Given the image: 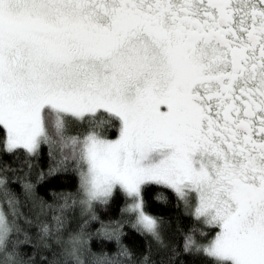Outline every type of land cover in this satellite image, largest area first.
Listing matches in <instances>:
<instances>
[{"label": "snow or ice", "instance_id": "obj_1", "mask_svg": "<svg viewBox=\"0 0 264 264\" xmlns=\"http://www.w3.org/2000/svg\"><path fill=\"white\" fill-rule=\"evenodd\" d=\"M57 173L75 188L41 195ZM151 184L178 211H150ZM184 254L264 264V0H0V264Z\"/></svg>", "mask_w": 264, "mask_h": 264}, {"label": "trees", "instance_id": "obj_2", "mask_svg": "<svg viewBox=\"0 0 264 264\" xmlns=\"http://www.w3.org/2000/svg\"><path fill=\"white\" fill-rule=\"evenodd\" d=\"M46 151L47 149L45 148L41 157L38 158L40 167H44V168L47 167ZM4 159L10 160L11 157L4 156ZM76 183H77V177L75 173H57L51 176H47L45 180L40 181L37 184V191L41 195H48V198H50V194H48L46 191L48 188H52V187H55L57 189L61 187L75 188ZM157 192H164L168 196V202L165 203L162 200H157L155 198V194ZM146 198L148 199L149 210L152 212H156L160 215L167 216L169 213L178 211V209H176L174 206L175 205L174 197L172 196L171 192L164 186H159L155 184L149 185L146 189ZM124 202H125V198L123 193L116 192L114 194L113 199L109 202L107 206L97 207L96 211L100 215L101 219L115 218L117 215H119L120 205L123 204ZM180 219L183 226L187 228L190 224L191 218L185 215H181ZM91 226L94 229L98 227V223L96 221H92ZM143 239L144 237L141 234L137 233L133 228H131L130 226L125 227V233L122 237V240L124 243L128 244L134 250H139L137 248L138 243L142 247ZM91 245L94 250H99L101 247L112 250L114 249L115 242L112 240H108L104 236H93L91 238ZM23 247L30 250L31 246L23 245ZM184 259L185 261L188 262V264H201V260L203 259V257L184 254Z\"/></svg>", "mask_w": 264, "mask_h": 264}]
</instances>
